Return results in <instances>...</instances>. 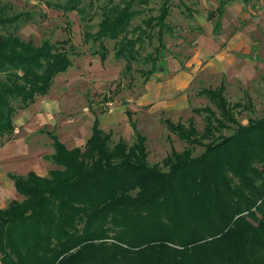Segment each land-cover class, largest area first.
Segmentation results:
<instances>
[{
	"label": "trees",
	"instance_id": "16d2710c",
	"mask_svg": "<svg viewBox=\"0 0 264 264\" xmlns=\"http://www.w3.org/2000/svg\"><path fill=\"white\" fill-rule=\"evenodd\" d=\"M43 1L79 16L83 43L101 61L112 42L126 72L134 63L144 66V82L165 66L164 36L175 29L168 21L171 0H162L155 15L154 0ZM177 1L181 15L192 19L195 9ZM216 12L223 13V3ZM35 14L0 0V139L12 136L18 112L71 66L68 39L36 45L19 37ZM146 44L150 51L142 54ZM225 88L222 81L199 91L215 109H192L203 116L202 131L191 118L161 120L187 146L171 147L152 165L146 137L130 116L131 144L114 143L97 117L83 147L68 149L48 132L53 153L46 158L58 169L7 174L22 199L0 207V264H264V116L240 124L234 110L245 105H230ZM193 147L203 150L193 156Z\"/></svg>",
	"mask_w": 264,
	"mask_h": 264
},
{
	"label": "rangeland",
	"instance_id": "374dc122",
	"mask_svg": "<svg viewBox=\"0 0 264 264\" xmlns=\"http://www.w3.org/2000/svg\"><path fill=\"white\" fill-rule=\"evenodd\" d=\"M183 1L197 13L186 20L180 8H177L179 2L171 0L173 6L168 21L175 29L173 34L164 36L165 66H159L144 82V77L139 73L144 66L134 63L131 71L126 72L125 61L114 58L112 42L105 43L109 54L104 61L90 54V46L83 43L82 23L75 12L64 14L55 11L47 7L43 0H2L16 11L36 13L35 21L19 30L18 35L22 40H31L39 45L44 40L56 42L68 39L66 48H72L69 52L71 66L55 77L46 95L38 96L32 105L18 112L14 118L12 136L0 139V207H6L14 197L22 199L7 191L9 185L14 188L8 173L25 175L28 171H35L45 176L50 170L58 169L46 158L53 153L48 132L55 133L68 149L83 147L91 134L93 119L97 117L102 120L100 127L111 133L114 143L122 138L131 144L135 135L127 120L130 116L138 131L146 137L148 163L152 165L160 162L171 147L182 151L187 146L168 131L162 119L187 124L191 118L197 130L202 131L203 116L194 114L192 109L204 106L215 109L205 97L199 95L201 89L215 88L223 80L229 104L245 105V108L234 110L240 124L264 116V7L252 0ZM161 2L154 0L151 3L149 8L155 11L154 15ZM220 3H223V13L219 15L216 9ZM97 4L91 11L94 24L100 19ZM96 12L98 14H94ZM209 12L213 13L210 22L207 20ZM137 23L138 19L133 21V25ZM216 23L219 25L217 34L213 31ZM198 27L202 32L198 31ZM220 34L222 36L216 38ZM233 36L237 37V43L242 47L246 45L247 54L239 55L247 60V64L239 66L236 63L229 67V78H223L221 74L212 75L211 69L205 66L211 58V39L217 43L215 48H222L221 43ZM148 51L150 45L146 44L141 53ZM181 72L193 74L186 89L188 99L184 101L181 112L167 115L155 110L151 112L147 102L138 105L139 98L147 93V89L152 90L153 95H163L170 81ZM159 101L163 102L164 98ZM223 133L228 135L230 131ZM202 150L201 147H193V156Z\"/></svg>",
	"mask_w": 264,
	"mask_h": 264
},
{
	"label": "crops",
	"instance_id": "0c3cea01",
	"mask_svg": "<svg viewBox=\"0 0 264 264\" xmlns=\"http://www.w3.org/2000/svg\"><path fill=\"white\" fill-rule=\"evenodd\" d=\"M220 36H222V34L218 35L216 38H219ZM237 40H238L237 37L233 36L229 38L227 42L221 43V45L223 46L222 48H220L219 46L215 48L216 47L215 45H217V43L213 38L211 39V58L205 66L206 68L211 69L212 75L221 74L223 78L226 77L229 78L230 77L228 74L229 67L230 68L233 67V65H236V63L239 66L243 64H247V60L240 57L243 54H247L246 51L247 47L246 45H243L244 47H242L241 44L237 43L238 42ZM238 56L239 58H237ZM192 75L186 72L185 73L181 72L177 74V76L174 77L172 81H170L167 88L164 90V94L161 96H159V94L158 96L153 95L152 90L147 89V93H145L141 98H139L138 105H141L142 102H147V104L150 105L149 109L151 110V112L155 110L160 113H165L167 115H175L176 112H181V109L184 107L183 106L184 101H187L188 99V94L186 92V89L188 88L192 80ZM162 98H164V101L163 102L159 101V99L161 100ZM98 120L100 126L102 127V120L100 118H98ZM8 188L9 189L7 191L10 194L18 195L17 192L15 191V188H11L10 185L8 186ZM13 199H15V197ZM9 202L10 201H8V203Z\"/></svg>",
	"mask_w": 264,
	"mask_h": 264
},
{
	"label": "built area",
	"instance_id": "2783aa9c",
	"mask_svg": "<svg viewBox=\"0 0 264 264\" xmlns=\"http://www.w3.org/2000/svg\"><path fill=\"white\" fill-rule=\"evenodd\" d=\"M255 2H258L259 3V5H262L263 7H264V0H254ZM260 2L262 3V4H260Z\"/></svg>",
	"mask_w": 264,
	"mask_h": 264
},
{
	"label": "water",
	"instance_id": "95a60500",
	"mask_svg": "<svg viewBox=\"0 0 264 264\" xmlns=\"http://www.w3.org/2000/svg\"><path fill=\"white\" fill-rule=\"evenodd\" d=\"M124 104H125V101H124Z\"/></svg>",
	"mask_w": 264,
	"mask_h": 264
}]
</instances>
